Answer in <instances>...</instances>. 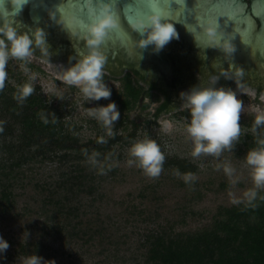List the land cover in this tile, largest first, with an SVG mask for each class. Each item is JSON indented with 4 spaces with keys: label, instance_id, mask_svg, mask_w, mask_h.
<instances>
[{
    "label": "rangeland",
    "instance_id": "obj_1",
    "mask_svg": "<svg viewBox=\"0 0 264 264\" xmlns=\"http://www.w3.org/2000/svg\"><path fill=\"white\" fill-rule=\"evenodd\" d=\"M54 45L55 41L47 45V54L33 45L26 65L28 72L21 68L24 61L10 57L3 92L11 93L16 102L24 105L27 97L18 100L16 91L22 84L31 83L32 94L41 95L47 104H53L60 111L66 129L78 144L92 143L101 136L110 139L115 134L121 138L108 151L100 153L107 157L102 155L92 163L88 157L94 152H89L86 160L81 161L80 165L88 164L84 168L86 174L97 175L90 182L95 193L82 190L67 201L69 206L77 208L78 215L70 216V223L61 233L47 219L49 212H45L43 204L60 174L75 168L74 162L61 160L59 152L50 155L51 159L24 162L17 167L11 185L13 203L7 211L0 209V235L9 243L7 250L0 254V264H27L33 254L40 255L44 261L54 259L55 264H152L147 259V243L157 230L194 232L210 226L222 207L248 201L244 194L255 185L246 155L258 146L252 144V136L260 133L253 126L241 123L239 137L218 156L202 153L193 157V142L186 130L190 110L182 96L193 86H185L180 91L175 109L159 116H155V110L161 94L156 89L148 91L149 82L158 81L161 87L162 78L167 76L152 67L145 70L149 82L134 81L141 84L144 94L142 103L137 102L131 109H124L121 100L113 98L116 95L124 98L123 76H108L104 80L111 89L108 99L86 101L77 87L63 81L64 70L72 64L62 53L55 52ZM193 73L195 86L231 89L242 102L241 119L249 120L257 111L264 110V76H255L263 81L261 89H257L246 80L218 82L219 77L212 74L201 81L198 70ZM33 74L35 79L29 80ZM109 100L116 103L120 112V118L112 126V135L88 114L91 108L107 104ZM166 121L170 124L168 132L163 130ZM260 128L264 135V126ZM145 136L157 141L164 156L187 159L194 166L191 173L196 179L186 183L183 175L188 172L173 164H163L157 177L147 175L137 163L130 165L128 160L134 159L129 154L131 144ZM226 165L234 169L230 175L224 170ZM58 191V196H70L68 192ZM256 192L257 197L264 199V187L257 188ZM75 225L80 234L73 237L69 233ZM89 235L94 237L87 241Z\"/></svg>",
    "mask_w": 264,
    "mask_h": 264
},
{
    "label": "trees",
    "instance_id": "obj_2",
    "mask_svg": "<svg viewBox=\"0 0 264 264\" xmlns=\"http://www.w3.org/2000/svg\"><path fill=\"white\" fill-rule=\"evenodd\" d=\"M3 89H0V209L7 211L13 203L11 185L17 167H21L24 162L45 161L50 155L61 152V160L73 161L75 168L60 174L43 204L45 212H49L47 219L61 233L70 223V216L78 215L77 208L69 206L67 201L82 190L95 193V187L90 182L97 175L85 173L84 168L88 164L80 165L87 158L84 150L87 153L98 152L96 158H99L103 155L100 153L108 151L121 136L115 134L113 138L105 139V143H98L97 138L92 142L94 145L78 144V140L66 129L60 111L53 104H47L41 95L31 93L26 98L27 104L23 105L16 102L10 96L11 93L5 94ZM10 89L15 91L14 87ZM142 94L143 88L126 76L124 98L121 99L119 95L113 98L121 100L124 109H131ZM254 117L249 120L240 117L239 123L251 127ZM262 130L259 126L255 129L260 133L256 137L252 136V144L264 137ZM103 156L107 157L105 153ZM163 164H173L185 172L194 171V166L191 167L185 158L165 156ZM59 189L70 193V196H58ZM63 217L65 221L61 220ZM76 226L69 233L73 237L80 234ZM93 237L89 235L87 241ZM147 244V259L152 264H264V199L256 196L251 202L222 207L210 226L194 232L157 230L148 238Z\"/></svg>",
    "mask_w": 264,
    "mask_h": 264
},
{
    "label": "clouds",
    "instance_id": "obj_3",
    "mask_svg": "<svg viewBox=\"0 0 264 264\" xmlns=\"http://www.w3.org/2000/svg\"><path fill=\"white\" fill-rule=\"evenodd\" d=\"M13 3L19 7L23 0H13ZM127 19L129 26L140 35L136 42L140 49L152 46L158 52L173 38H178L174 23L157 6V0H150L147 11L128 16ZM62 22L73 33L79 26L87 47V52L81 54L74 64L64 70L63 81L77 87L86 101L108 99L111 96V89L103 79L106 57L99 46L110 29L119 24L111 0H101L98 11L86 22L81 23L75 15L68 16ZM200 27L211 44L218 46L227 54L234 51L232 42L219 36V26L216 22L205 21ZM33 45L47 54L46 34L43 29L36 28L31 33L20 31L8 15L4 0H0V89L4 87L7 77L5 69L10 57L24 61L21 68L25 72L29 71L26 65L32 55ZM236 71L239 74L240 69ZM32 79H35L34 74L29 77V80ZM33 90L32 84L26 82L19 86L16 98L22 101ZM182 96L190 110L186 130L193 142L192 156L197 157L202 153L218 156L224 148L231 147L233 140L237 139L241 132L239 120L242 102L236 94L231 89L223 87L194 86L182 93ZM88 114L100 122L108 130L109 135H112L114 122L120 118L119 109L111 100L107 104L91 108ZM258 126H264V110L257 111L254 117L253 130L255 131ZM163 130L170 131V124L167 121L163 124ZM105 142L103 136L99 137L98 143ZM257 145L246 155L247 164L252 166L251 175L255 185V188L244 194L249 202L256 198V189L264 187V137L258 138ZM84 151L87 155V150ZM129 154L134 158L128 160L130 165L137 163L151 177L160 175L165 156L156 140L145 136L133 141ZM97 156L99 153L94 152L88 159L96 163ZM224 170L229 175L234 171L230 165H226ZM183 179L186 183H191L196 177L188 172L183 175ZM8 247V241L0 235V254ZM42 261L43 257L33 254L28 258L27 264H42ZM44 264H55V260L49 259L44 261Z\"/></svg>",
    "mask_w": 264,
    "mask_h": 264
},
{
    "label": "flooded vegetation",
    "instance_id": "obj_4",
    "mask_svg": "<svg viewBox=\"0 0 264 264\" xmlns=\"http://www.w3.org/2000/svg\"><path fill=\"white\" fill-rule=\"evenodd\" d=\"M62 1L67 5V0ZM260 1L236 0L235 5H233L230 2L221 0V2L213 4L214 7L224 4L235 9L239 7L237 16L233 18V20H237L238 28L243 29L249 20L253 23L250 32L252 43L246 42L244 46L248 61L243 67L244 70L238 74L236 69H230L228 63L221 62V52L217 50L218 46L209 42L200 26L197 31L202 33L204 38L189 28V23H196V18L192 17L193 11L190 9L191 0L172 2L169 6L168 9L171 14L169 19L174 23L178 38H173L158 52L152 46H149L152 48L149 51L147 48L140 49L137 47L136 42L140 35L129 26L128 16L123 12L124 9L132 7L134 4H143L145 1L111 0L113 9L118 13V25L126 33V40H122L114 34L111 41L106 42V39L102 41L99 47L106 57L103 77L106 79L108 76H123L124 78L130 76L133 83H135L134 81L136 80L149 82L146 77V68L152 67L159 72L165 73L167 77L162 78L161 87L158 86V81L150 79L151 83L149 82L150 88H148V91L156 89L161 94L155 110V116L175 109L178 104L180 91L185 86H195V79L191 78L195 76L194 70H198L201 75V81H205L207 77L215 74L219 77L218 82L242 79L256 85L257 89H261L263 81H258L260 80L258 79L259 77L255 76H264V49L259 47L257 43L259 37L264 36V13H262L264 11L262 10L260 12L262 14H258L254 9L255 4ZM194 2H200V0H194ZM4 5L7 8L8 15L20 31L31 33L36 28L43 29L46 34L47 45L55 41V52L62 53L70 64H73L74 61L76 62L81 54L87 52L86 42L80 28L77 26L76 32L73 33L71 29L66 27L62 22L65 19L63 17L64 14H55L47 6L39 7L38 5H33L32 1H28L21 9L17 8L13 0H4ZM207 6V3L202 4L197 10ZM182 9L185 10L186 20H184ZM147 10L148 8L144 11ZM36 11H40L41 15H35ZM193 13V16H195V12ZM239 37L237 41H233V45L236 42L240 43L239 40L242 39V36L240 35ZM215 49L216 51H214ZM231 57L232 55H230V59ZM124 69L127 71L123 72ZM135 84L138 87H142L138 82ZM143 94L138 100L139 103L143 101Z\"/></svg>",
    "mask_w": 264,
    "mask_h": 264
},
{
    "label": "snow or ice",
    "instance_id": "obj_5",
    "mask_svg": "<svg viewBox=\"0 0 264 264\" xmlns=\"http://www.w3.org/2000/svg\"><path fill=\"white\" fill-rule=\"evenodd\" d=\"M201 4L207 3V7H202L199 10L194 9L195 11V18L196 23H189V28L196 34L202 35V33H199L197 29L199 26L205 22V21H211L216 22V19L220 15H228L232 18H235L239 12L238 9L232 8V9H225L221 7H214V3H219L221 0H200ZM223 2H230L233 5H235L236 0H223ZM261 3H264V0H261ZM150 6V0H146L143 4H134L132 7H129L127 9H124L123 12L127 16H135L138 14H141L146 8H149ZM67 9L69 12L73 13L75 16H77L81 23H83L85 20H87L90 16L94 15L98 8L95 7V0H69V3L67 5ZM116 12V10L114 9ZM182 13L185 19V10L182 9ZM191 13V12H189ZM118 15V13L116 12ZM165 15L171 16L167 12H164ZM238 31L241 32L242 38L247 43H252V39L250 38V32H251V25L246 24V26L243 29H239ZM118 36L122 40H126V33L121 30L120 25H117L116 27L110 29L108 36H106V42L111 41L113 38V35ZM259 47L264 49V36L259 37L257 41Z\"/></svg>",
    "mask_w": 264,
    "mask_h": 264
},
{
    "label": "bare ground",
    "instance_id": "obj_6",
    "mask_svg": "<svg viewBox=\"0 0 264 264\" xmlns=\"http://www.w3.org/2000/svg\"><path fill=\"white\" fill-rule=\"evenodd\" d=\"M28 1H32L33 5H38L39 7H48V9H51L52 11L55 12V14H67L68 16L74 15L71 12H66L65 10V3H63L62 0H23V3L17 7L18 9L23 8V6L28 2ZM146 2V0H143ZM185 1V0H182ZM191 10L193 12L194 9H198V7H200L202 4L201 2H194V0H191ZM172 2H180V0H157V6L163 11V12H167L168 14H170L169 12V6L172 4ZM100 7V3L96 4L95 3V7L99 8ZM216 7H221V8H225V9H232V6L229 5H217ZM239 7H237L238 9ZM255 12L258 14H262L260 13L262 10L264 11V3L257 2L254 6ZM192 12V17L194 18L195 16L194 13ZM171 15V14H170ZM168 16V15H167ZM77 17V16H76ZM170 17V16H168ZM78 18V17H77ZM79 19V18H78ZM86 22V21H84ZM216 23L218 24V34L219 36L223 37L224 39H228L230 41H237L241 35V32L238 31V27H237V20H233L232 17L228 16V15H220L217 17L216 19ZM248 24H250L251 26L253 25V23L251 22V20L248 21ZM79 27V26H78ZM239 29H241L239 27Z\"/></svg>",
    "mask_w": 264,
    "mask_h": 264
},
{
    "label": "water",
    "instance_id": "obj_7",
    "mask_svg": "<svg viewBox=\"0 0 264 264\" xmlns=\"http://www.w3.org/2000/svg\"><path fill=\"white\" fill-rule=\"evenodd\" d=\"M67 1L68 2L66 4L68 5L69 0H67ZM95 3L96 4L101 3V0H95ZM67 5L65 6V10H66V12H69L68 9H67ZM138 5H139V3H138ZM35 15L40 16L41 15L40 11H36ZM63 17L66 18V17H68V15L64 14ZM239 42L240 43H237V42L234 43V45H233L234 51L231 54L225 53L219 47L217 48V50H219L221 52V54H220L221 58L220 59H221L222 63H225V62L228 63V65H229L231 70L240 69V72H242L244 70L243 67L246 65V63L248 61V55H247V53L245 52V49H244V46H245V43H246L245 40L242 38V39L239 40ZM232 44H233V42H232ZM151 49L152 48L147 47L148 51L151 50ZM214 51H216V49ZM230 55H232L231 59H230ZM224 59H225V61H223ZM236 73H237V71H236Z\"/></svg>",
    "mask_w": 264,
    "mask_h": 264
}]
</instances>
